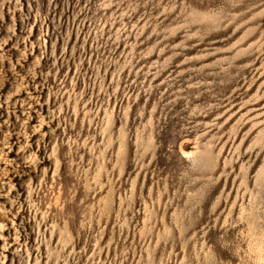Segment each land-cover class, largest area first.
Listing matches in <instances>:
<instances>
[{"label": "rangeland", "instance_id": "374dc122", "mask_svg": "<svg viewBox=\"0 0 264 264\" xmlns=\"http://www.w3.org/2000/svg\"><path fill=\"white\" fill-rule=\"evenodd\" d=\"M0 264H264V0H0Z\"/></svg>", "mask_w": 264, "mask_h": 264}]
</instances>
